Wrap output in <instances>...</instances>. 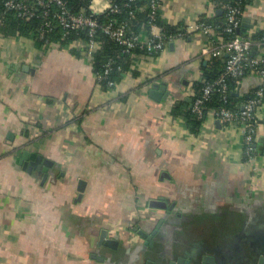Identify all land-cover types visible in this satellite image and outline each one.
<instances>
[{"label":"crops","instance_id":"0c3cea01","mask_svg":"<svg viewBox=\"0 0 264 264\" xmlns=\"http://www.w3.org/2000/svg\"><path fill=\"white\" fill-rule=\"evenodd\" d=\"M219 5L164 0L161 20L176 39L160 55L134 56L130 71L106 89L83 42L38 48L0 36V264H147L138 230L152 233L166 216L150 206L159 198L181 213L224 211L264 225V102L251 159L239 124L211 112L193 134L174 114L192 107L194 83L203 82L202 66L211 60L201 57L210 36L190 28L221 14ZM245 23V33L264 30V0L248 5ZM259 84L252 74L236 95L248 98ZM154 85L166 86V96L152 98ZM25 151L52 162L45 180L42 164L29 172L19 163ZM241 231L215 230V239L237 241ZM246 248L242 261L223 262L212 247L204 254L214 264H258L263 254Z\"/></svg>","mask_w":264,"mask_h":264},{"label":"built area","instance_id":"2783aa9c","mask_svg":"<svg viewBox=\"0 0 264 264\" xmlns=\"http://www.w3.org/2000/svg\"><path fill=\"white\" fill-rule=\"evenodd\" d=\"M164 0H150L148 11L150 12L149 33L145 36L135 34L128 22L116 23L110 21L102 25L95 18L93 13H72L65 0H6L7 11H15L19 17L36 16V6L41 9V17L46 19L44 27L52 28L55 24L66 31L86 32L89 42L86 44V54L90 57L100 49V42L95 39L98 29L111 39L115 40L125 48L126 52H131L137 46L145 47L150 53H161L168 43L176 39V35H165L161 27L156 22L160 18L161 8ZM226 16V31L233 38L222 44H211L201 51L202 58H226V66L221 77L213 83L205 82L202 95L195 99L193 111L198 115H203V104L208 101L214 93L215 87L221 86L223 102H229V87L227 78H243L246 71L251 70L261 80V85L245 100L238 109L227 106L219 107L212 111V114L224 124H239L242 128L246 144V155L251 159L256 152L255 140L258 132V108L264 102V39L254 41L250 37H242L237 34L241 28L244 11L231 4L223 5ZM112 13L119 12L117 7L112 8ZM213 26L203 21L191 26V30L202 31L211 36ZM257 51L258 54H254ZM110 60L102 73L94 76L97 81H102L109 73ZM115 82H109V87H115Z\"/></svg>","mask_w":264,"mask_h":264},{"label":"trees","instance_id":"16d2710c","mask_svg":"<svg viewBox=\"0 0 264 264\" xmlns=\"http://www.w3.org/2000/svg\"><path fill=\"white\" fill-rule=\"evenodd\" d=\"M5 1L0 0V36L3 37H20L30 40L35 43L38 48H48L54 43H59L61 47H69L73 43L83 42L85 45L89 42V37L86 32L82 31H66L57 25L52 28L44 27L46 19L41 17V9L36 6V16L33 17H19L15 11H7L5 8ZM67 6L72 13L86 12L93 13L95 18L100 24L105 25L110 21L116 23L128 22L131 30L138 35L145 36L149 33L150 25V12L148 11V4L150 0H65ZM222 9V13L216 14L213 17L204 16L201 21L206 24H211L212 35L210 36L213 44H222L230 41L233 36L226 31V16L223 10V5L231 4L246 10L248 5L253 3V0H217ZM117 7L119 12L112 13V8ZM156 24L162 28L163 33L167 35H176V29L164 25L161 16L158 18ZM242 37H250L254 41L264 39V30L254 34L239 33ZM95 39L100 42V49L91 57V64L94 75L96 73L104 72L107 63L111 60L110 70L107 76L98 83L103 88H110L109 82H119L130 71L134 56H157L160 53H150L145 47L137 46L131 52H126L125 48L117 43L115 40L107 36L102 29H98ZM86 47V46H85ZM254 54H258L257 51ZM226 66L225 57L212 58L202 66L203 82H195L194 87L196 90V98L202 95V89L205 82L213 83L218 80L224 73ZM252 71L245 72L243 78H227L229 87V102H223V94L221 86L215 87L214 93L211 98L203 104V115L200 116L193 111V105L190 109H183L184 107H176L174 114L183 115L188 129L191 133L197 134L208 115L215 109L227 106L232 109H238L240 105L247 100L245 96L236 95V89L240 82L251 76ZM255 87L254 91L260 86ZM254 91L250 94L252 95ZM195 98V99H196ZM194 99V101H195ZM193 101V104H194ZM243 216L236 217L241 219ZM243 219V218H242Z\"/></svg>","mask_w":264,"mask_h":264},{"label":"flooded vegetation","instance_id":"af4514ba","mask_svg":"<svg viewBox=\"0 0 264 264\" xmlns=\"http://www.w3.org/2000/svg\"><path fill=\"white\" fill-rule=\"evenodd\" d=\"M166 212V216L159 220L156 229L152 233L147 232L148 236L156 232L152 244L139 252L140 256L147 257L148 261L152 260L155 264L156 262L186 264L187 261L189 264H214V259L204 254L207 247H212L218 259L223 262L230 259L242 261L249 256L247 246L254 253H262L264 256V225L258 218L243 216V219H236L235 215L231 216L229 212L224 211L210 216L198 213L193 215L191 212L181 213L174 208ZM236 226L239 231L243 229L238 235L239 240L229 239L227 235L223 241L215 239V230L217 233L220 231L227 233ZM256 229L262 230L258 232ZM147 241L145 239V243ZM263 256L259 258L258 264H261ZM154 257L157 260L153 259ZM171 257L173 258L170 259Z\"/></svg>","mask_w":264,"mask_h":264},{"label":"water","instance_id":"95a60500","mask_svg":"<svg viewBox=\"0 0 264 264\" xmlns=\"http://www.w3.org/2000/svg\"><path fill=\"white\" fill-rule=\"evenodd\" d=\"M249 21L250 20L246 19L247 23ZM247 23L243 24V26L239 29V33H245L247 31V29L250 27V25ZM226 58H227V55L225 56V59ZM24 69L28 70L29 68H28V66H24ZM166 92H167L166 86L154 85L150 91V95L152 98H154L156 100H160L161 99L160 97L162 95L166 96ZM19 163L21 165H23V168L27 169L29 172L32 171L34 167H38L39 165L42 164L44 166L43 170L45 172L43 180H45L48 176V172H49L48 167L52 166V162L47 160V159H44L42 155L30 153L28 151H25L22 153L21 157L19 158ZM79 190L81 192L79 197H81L82 193L85 190V182L84 181L80 182ZM150 206L155 207V208L165 209V210H171L174 208L173 205L169 206L168 202L166 200H164L163 198L151 200ZM160 226H161V224H160ZM103 234H105V233H103ZM138 234L140 236H142V238L144 240L145 239H146V241L148 240L143 246H139L138 250L140 251V250L144 249L145 247H147L148 245H150V243L152 244L153 235H155L156 232L152 236H148L147 232H145L144 230H138ZM104 236L101 238L102 240L104 239ZM105 243H106V245L110 246L111 248H113L115 250L119 249V242L116 240H107V241H105ZM263 261H264V259L261 260V264H263ZM206 262H208V261H206ZM147 264H155V262L152 260H149V261H147ZM186 264H189V262L187 261Z\"/></svg>","mask_w":264,"mask_h":264}]
</instances>
